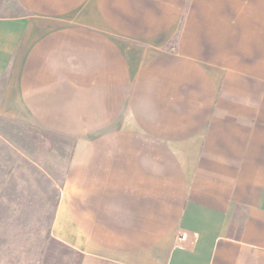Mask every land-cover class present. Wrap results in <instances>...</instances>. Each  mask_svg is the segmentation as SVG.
I'll return each mask as SVG.
<instances>
[{
  "label": "crops",
  "instance_id": "1",
  "mask_svg": "<svg viewBox=\"0 0 264 264\" xmlns=\"http://www.w3.org/2000/svg\"><path fill=\"white\" fill-rule=\"evenodd\" d=\"M0 264H264V0H0Z\"/></svg>",
  "mask_w": 264,
  "mask_h": 264
},
{
  "label": "built area",
  "instance_id": "2",
  "mask_svg": "<svg viewBox=\"0 0 264 264\" xmlns=\"http://www.w3.org/2000/svg\"><path fill=\"white\" fill-rule=\"evenodd\" d=\"M184 238H185V235L184 234H181V235L178 236V240L179 239H184Z\"/></svg>",
  "mask_w": 264,
  "mask_h": 264
},
{
  "label": "rangeland",
  "instance_id": "3",
  "mask_svg": "<svg viewBox=\"0 0 264 264\" xmlns=\"http://www.w3.org/2000/svg\"><path fill=\"white\" fill-rule=\"evenodd\" d=\"M14 132L17 133V131L15 130V128H14Z\"/></svg>",
  "mask_w": 264,
  "mask_h": 264
}]
</instances>
